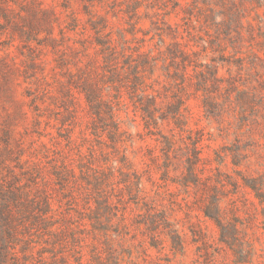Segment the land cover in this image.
I'll use <instances>...</instances> for the list:
<instances>
[{
	"label": "rangeland",
	"instance_id": "1",
	"mask_svg": "<svg viewBox=\"0 0 264 264\" xmlns=\"http://www.w3.org/2000/svg\"><path fill=\"white\" fill-rule=\"evenodd\" d=\"M0 264H264V0H0Z\"/></svg>",
	"mask_w": 264,
	"mask_h": 264
}]
</instances>
